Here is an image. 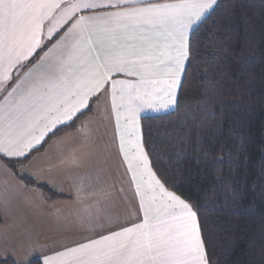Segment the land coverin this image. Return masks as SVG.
<instances>
[{"label":"snow or ice","instance_id":"1","mask_svg":"<svg viewBox=\"0 0 264 264\" xmlns=\"http://www.w3.org/2000/svg\"><path fill=\"white\" fill-rule=\"evenodd\" d=\"M216 3L217 0L159 4L147 0H0V87L12 78V70L23 66L42 45L46 22L51 40L54 33L75 20L5 98L13 106H28L38 112L36 122L47 123L39 136L26 135V129L14 136L11 124L8 131L0 129V153L25 156L26 150L34 148L51 128L89 107L90 100L99 99L105 85L110 84L113 110L123 107L128 120V126L121 130L120 112L116 111L120 151L133 172V180L136 174L126 143L136 150L134 158L147 172L145 188L153 193L152 200L162 198L159 207L145 204L144 191L137 182L143 210L141 223L67 248L55 256H45L43 264H208L196 212L168 192L149 167L138 116L142 110H160L175 103L184 62L190 55L189 33ZM102 7L118 10L76 16L82 10ZM114 73L138 76L139 82L134 85L113 80ZM33 76L31 85L22 88Z\"/></svg>","mask_w":264,"mask_h":264},{"label":"trees","instance_id":"2","mask_svg":"<svg viewBox=\"0 0 264 264\" xmlns=\"http://www.w3.org/2000/svg\"><path fill=\"white\" fill-rule=\"evenodd\" d=\"M189 45L174 109L140 120L149 165L196 212L208 264H264V0H217Z\"/></svg>","mask_w":264,"mask_h":264},{"label":"crops","instance_id":"3","mask_svg":"<svg viewBox=\"0 0 264 264\" xmlns=\"http://www.w3.org/2000/svg\"><path fill=\"white\" fill-rule=\"evenodd\" d=\"M147 2L159 4L171 3L174 0H147ZM215 5L205 17L193 25L189 38ZM117 10L112 7H102L82 10L76 16ZM74 22L73 19L65 24L53 34L51 40L48 38L46 22L42 45L33 52L23 66L14 68L11 72L12 78L0 87V129L8 131V125L11 124L14 136L25 129L26 135H40L47 121L36 122L38 112L24 104L13 106L5 98L18 82L24 80L25 73L40 62V58ZM187 62L188 60L184 62V70ZM75 63L79 64L80 61L77 60ZM183 73L175 94L179 91ZM112 79L131 82L134 85L139 82L138 76L125 73H114ZM34 80L35 76L32 80L25 81L22 88L29 87ZM105 89L99 95V99L93 97L90 100L89 107L82 109L71 120L58 123L51 128L34 148L26 150L25 156L8 157L0 153V259H11L15 264H27L33 259H39L43 264L45 256H55L57 252H63L67 248L77 247L90 240H98L101 236L141 223L143 210L140 208V196L136 192L137 182L144 191L145 204H151L154 208L161 206L162 198L158 197L153 201V193L146 190L145 185L149 180L147 172L134 158L136 150L126 143L125 148L129 158L132 159L136 174V181L133 180V172L129 171L128 163L120 151V133L117 129L116 111L120 112L121 130L128 126L126 113L123 107L113 110L110 84L105 85ZM52 95H55V92ZM117 103L119 104V92ZM92 105L101 114L107 115L108 112L110 119L105 120V123L98 118L92 119L98 113L95 110L96 114L92 113ZM170 108L172 104L160 110L145 109L139 113L141 141V118L170 112L173 110ZM88 109H90L89 114L79 121L75 129L53 136L57 129L70 124ZM29 124H34V127L29 128ZM23 159H25L23 162L15 165L14 170L4 162V160L15 162ZM23 177L31 179L35 184L45 186L56 197L48 199L36 187L26 186L21 179Z\"/></svg>","mask_w":264,"mask_h":264},{"label":"rangeland","instance_id":"4","mask_svg":"<svg viewBox=\"0 0 264 264\" xmlns=\"http://www.w3.org/2000/svg\"><path fill=\"white\" fill-rule=\"evenodd\" d=\"M176 98H177V94H175V103H176ZM175 103L172 104V108H170V110L174 109ZM94 110L98 111L94 108V105H92V113L96 114V112ZM105 113H106V111H105ZM96 118L101 119L103 121V123H105V120L107 121L108 119H110L108 112H107V115H105V114H101L99 111L96 115L93 116L92 119H96Z\"/></svg>","mask_w":264,"mask_h":264}]
</instances>
